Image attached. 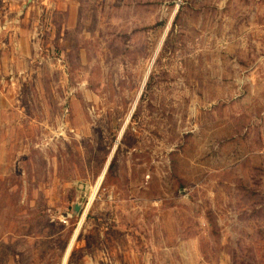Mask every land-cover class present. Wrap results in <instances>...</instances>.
Segmentation results:
<instances>
[{
    "label": "rangeland",
    "instance_id": "obj_1",
    "mask_svg": "<svg viewBox=\"0 0 264 264\" xmlns=\"http://www.w3.org/2000/svg\"><path fill=\"white\" fill-rule=\"evenodd\" d=\"M46 1L0 74V264H264V0Z\"/></svg>",
    "mask_w": 264,
    "mask_h": 264
},
{
    "label": "crops",
    "instance_id": "obj_2",
    "mask_svg": "<svg viewBox=\"0 0 264 264\" xmlns=\"http://www.w3.org/2000/svg\"><path fill=\"white\" fill-rule=\"evenodd\" d=\"M30 0H0V74L13 70L17 57L24 54L29 42L26 21L35 5ZM55 8L61 5L59 0H47ZM38 12V11H37ZM36 12V13H37ZM21 14V18H16ZM0 75V76H1ZM264 191V180H261Z\"/></svg>",
    "mask_w": 264,
    "mask_h": 264
},
{
    "label": "bare ground",
    "instance_id": "obj_3",
    "mask_svg": "<svg viewBox=\"0 0 264 264\" xmlns=\"http://www.w3.org/2000/svg\"><path fill=\"white\" fill-rule=\"evenodd\" d=\"M98 183V182H97ZM96 186H97V184H96ZM96 188V187H95ZM92 197H93V193H92ZM91 197V198H92ZM76 231V230H75ZM74 235H75V232H74V234L72 235V237H71V239H70V242L68 243V245H67V248H66V250H65V252H64V254H63V258H62V262L64 263V261L66 260V257H67V253L69 252V249H70V247H71V245H72V242H73V239H74Z\"/></svg>",
    "mask_w": 264,
    "mask_h": 264
},
{
    "label": "water",
    "instance_id": "obj_4",
    "mask_svg": "<svg viewBox=\"0 0 264 264\" xmlns=\"http://www.w3.org/2000/svg\"><path fill=\"white\" fill-rule=\"evenodd\" d=\"M74 211L75 212H78L79 211V204L78 203H76L75 205H74ZM65 216H67V214H64ZM71 215H73V214H71Z\"/></svg>",
    "mask_w": 264,
    "mask_h": 264
}]
</instances>
